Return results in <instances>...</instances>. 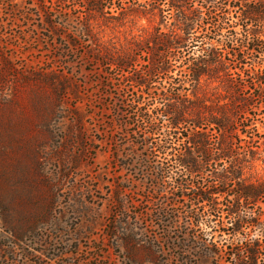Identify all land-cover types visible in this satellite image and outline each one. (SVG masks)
Listing matches in <instances>:
<instances>
[{
	"label": "rangeland",
	"instance_id": "374dc122",
	"mask_svg": "<svg viewBox=\"0 0 264 264\" xmlns=\"http://www.w3.org/2000/svg\"><path fill=\"white\" fill-rule=\"evenodd\" d=\"M94 1L0 0V264H250L246 249L258 245L264 264V193L237 205L233 181L213 184L240 170L245 185H264V104L247 76L231 74L230 56L227 76L193 83L186 72L202 49L222 55L204 38L215 37L219 18L204 11L229 1ZM230 1L225 21L239 32L242 1ZM116 58L129 67L111 65ZM158 61L170 71L158 73ZM176 88L207 107L183 109L171 129L179 151L193 150L182 137L193 133L195 113L215 117L230 104V131L205 132L209 154L193 151L192 174L146 147L134 106L141 94L149 112L166 111L168 100L155 99ZM224 144L231 158H221ZM204 191L216 211L197 200ZM233 204L246 224L226 215Z\"/></svg>",
	"mask_w": 264,
	"mask_h": 264
},
{
	"label": "trees",
	"instance_id": "16d2710c",
	"mask_svg": "<svg viewBox=\"0 0 264 264\" xmlns=\"http://www.w3.org/2000/svg\"><path fill=\"white\" fill-rule=\"evenodd\" d=\"M225 1H229V4L224 3L222 6H208L205 7L206 9L204 11L208 13H215L219 18L213 25L216 26L218 31L214 35L215 37H206L205 35L204 38H207V40L209 41L215 40V42L217 43L216 46H218L217 49H220L222 51V55L216 52V50H214L213 48L210 50L202 49V51L195 57L194 60L188 61V64L186 65V72L188 76L191 77V81H193V83L199 82L200 79L205 75H213V77L217 75L216 77L218 78L220 77L218 74L221 73L222 75L227 76L229 68L228 66L231 62V59H228V56H230L231 58H234L235 62V66L233 68H230L231 72L233 71L231 74L237 76L241 80H245V77L247 76L249 81L251 82L246 85L248 90H250V94L260 99L264 104V0H241V6L236 5V11L240 10L238 16L239 21L245 22V24L241 25L242 27L239 32L231 30V28H235V26H238L239 23L233 25L229 23V19L228 22L225 21L226 17L224 15L229 14L226 8L228 5L231 6L232 3L230 0ZM91 2L94 6H98L99 4L94 0H91ZM233 7H235V5ZM253 23L258 24L259 29H253L251 25L247 27V25ZM205 24L211 26L213 23L207 22ZM224 28L227 29L225 34L222 33V30ZM182 29L185 30V32H188V30L190 29V25H184ZM170 44L172 45H170V49L173 47L179 48L181 46L180 43H175L176 45H174L173 43ZM241 57H244L246 60L249 59L251 61L250 64L248 61H246V64L250 65L249 69L243 68L245 62L241 61ZM109 63L111 65H116L122 69H126L130 65L129 62L120 60L118 58L112 60L110 59ZM238 64H241L240 67H238ZM156 66V68L159 69L157 71L158 73L165 72L164 74H166L170 71V69L164 67V63H160L159 61L158 65L156 63ZM256 66H258L257 69H255ZM249 70H251L252 73L246 74V72H249ZM146 73L150 74L151 71L148 70ZM132 80V84H135L139 88H149L150 80L148 79L143 78L142 80L138 81V79L133 78ZM238 84L241 85L240 83ZM256 85H258L260 91L259 94H255L256 89L253 86ZM181 90H186V88H176V92L170 95L172 96L171 98H169L167 95H164V93L162 92L160 94V97L155 99L158 101L168 100L167 102H165V104H162V107L168 108L166 111H158L156 107H154V111L149 112V109L144 108V105L148 104L149 107L150 101L148 100V98H143L141 94L135 98L134 106L137 107L136 110L138 113L136 115L141 118V123L145 124L147 132L145 133V135H143V138L146 147L151 148L154 152H158L159 154H161L162 158H164L167 163L169 158L163 156H170V161L174 162V164L177 165L178 168L182 167V169L187 171V173L192 174L196 172V168L198 166L197 164L199 163L197 159H193L191 157L194 154L193 151H196L204 158L209 154L207 139L208 136L205 132H208V129L210 130L211 127L219 130H224L226 132L230 131V125L232 124V122L230 120V115H228L227 113L228 105L230 107V104L226 103L225 105L219 106L218 115L215 117L207 115L204 116L195 113L190 124L193 129V133H191L190 137H187L185 135L182 137L184 140H188L187 143L185 141V144L190 143L193 146V150L185 148L184 151H179L175 147L171 129H177L178 126L182 123L183 120L180 116L183 109L188 108L189 105H191L190 108H195V111L198 109H207L200 98H194L193 100L187 99L189 98L187 97V93H182ZM148 97L149 99L151 98V100L153 98V96H150L149 94ZM170 100L173 101L170 102ZM237 126L239 127L238 130L241 131V133H245L242 129L243 127L241 123H237ZM246 136L252 138L251 135H248L247 131ZM219 149L222 154V159L231 158L233 150L231 145L224 144L219 147ZM251 152L252 151H250V153ZM235 161L237 162L238 160ZM200 162L207 163L203 160V158ZM243 162L244 161H242V159H239L237 164H241ZM172 170L173 168H170V166H168V169H165L170 177L172 175ZM241 176L242 173H240V170L231 171V175L229 177L225 175L220 177L216 176L213 184H227L228 182L233 181L238 191L235 195V198L237 199V205H240L241 203H244L248 200L252 203L257 202V200L259 199L258 197H260L261 194L264 193V185H245L242 180H240ZM197 196V200L199 202L208 203L210 209L213 212L216 211V207H214L215 203H213V205L210 204L212 201L206 191H204V193L200 192ZM233 207L234 204L233 206L224 205L223 210H227V216L236 214L239 220H243L244 224H246V220L242 218L239 212H237V210H234ZM220 217L221 216L219 215L218 218ZM230 223L235 224L236 221L234 220ZM261 235L264 238V227H262ZM259 247L263 249L261 245H258V247L252 246L246 249L248 257L251 260L250 264L258 263V257L259 254H261Z\"/></svg>",
	"mask_w": 264,
	"mask_h": 264
},
{
	"label": "bare ground",
	"instance_id": "6f19581e",
	"mask_svg": "<svg viewBox=\"0 0 264 264\" xmlns=\"http://www.w3.org/2000/svg\"><path fill=\"white\" fill-rule=\"evenodd\" d=\"M17 137V136H16ZM25 141V140H24ZM17 142V141H16ZM13 144V143H12ZM22 145H23V143H22ZM20 146V145H19ZM29 146V145H28ZM22 148V147H21ZM19 149V148H18ZM36 150V149H35ZM8 151V150H7ZM29 151V150H28ZM24 154V153H23ZM32 154H33V152H32ZM10 155V154H9ZM19 155V154H18ZM17 156V155H16ZM27 156V155H26ZM31 156V155H30ZM33 156H34V158H37V157H39L38 156V153L37 152H34V154H33ZM18 157V156H17ZM22 158V157H21ZM32 160V159H31ZM26 161V160H25ZM29 161V160H28ZM31 162V161H30ZM23 173V172H22Z\"/></svg>",
	"mask_w": 264,
	"mask_h": 264
}]
</instances>
